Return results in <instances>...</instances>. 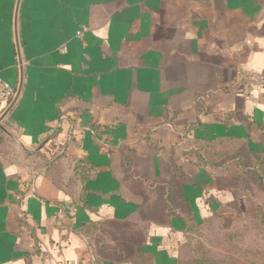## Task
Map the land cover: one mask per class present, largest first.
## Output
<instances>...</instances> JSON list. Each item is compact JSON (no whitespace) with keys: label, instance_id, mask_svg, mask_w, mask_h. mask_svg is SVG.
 Instances as JSON below:
<instances>
[{"label":"crops","instance_id":"crops-1","mask_svg":"<svg viewBox=\"0 0 264 264\" xmlns=\"http://www.w3.org/2000/svg\"><path fill=\"white\" fill-rule=\"evenodd\" d=\"M16 4L0 0V77L16 92L23 70L0 120V264H180L190 222L247 210L205 154L264 168V83L239 74L264 73V0Z\"/></svg>","mask_w":264,"mask_h":264},{"label":"rangeland","instance_id":"rangeland-1","mask_svg":"<svg viewBox=\"0 0 264 264\" xmlns=\"http://www.w3.org/2000/svg\"><path fill=\"white\" fill-rule=\"evenodd\" d=\"M248 192L246 213L210 218L190 230L180 264H264V185Z\"/></svg>","mask_w":264,"mask_h":264},{"label":"trees","instance_id":"trees-1","mask_svg":"<svg viewBox=\"0 0 264 264\" xmlns=\"http://www.w3.org/2000/svg\"><path fill=\"white\" fill-rule=\"evenodd\" d=\"M205 155L208 157L207 161L212 164L216 159H219L217 161L218 163L225 164L223 166H225V170L227 171L226 175L239 184L241 182L240 186L245 192H247V194L249 193V190H257V188L262 189L264 185V168L261 165L259 166L258 160L251 157V155L243 148H237L233 151H215L212 154L209 152V155ZM226 161L227 163H224ZM247 210H245L244 213H246ZM210 218L216 217H206L196 222H190L189 230L201 225L204 221ZM187 241L188 238L183 246H185ZM198 264H201V262Z\"/></svg>","mask_w":264,"mask_h":264},{"label":"built area","instance_id":"built-area-1","mask_svg":"<svg viewBox=\"0 0 264 264\" xmlns=\"http://www.w3.org/2000/svg\"><path fill=\"white\" fill-rule=\"evenodd\" d=\"M77 35H81V30L77 31ZM59 50L61 52H65L66 51L65 45H62ZM239 74L242 81L248 83V87L251 86L252 84L264 83V73L241 71L239 72ZM245 91H247L246 87H245ZM14 95H15V89L0 77V105L6 107L9 104V102L12 100ZM57 264H81V263L73 261V262H58Z\"/></svg>","mask_w":264,"mask_h":264},{"label":"water","instance_id":"water-1","mask_svg":"<svg viewBox=\"0 0 264 264\" xmlns=\"http://www.w3.org/2000/svg\"><path fill=\"white\" fill-rule=\"evenodd\" d=\"M19 1L20 0H17V4H16V9H15V13L17 15V12H18V6H19ZM16 21V19H15ZM19 63H20V59H19ZM20 79H19V85L16 89V92H15V95L14 97L12 98L11 102L9 103V105L6 107V109L3 111V113L0 115V120L7 114V112L12 108V106L14 105L15 101L17 100L18 96H19V93H20V90H21V85H22V77H23V70H22V67L20 66Z\"/></svg>","mask_w":264,"mask_h":264}]
</instances>
